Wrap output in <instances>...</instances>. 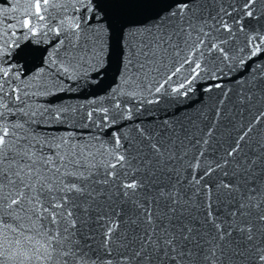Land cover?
<instances>
[{
  "label": "snow or ice",
  "instance_id": "snow-or-ice-1",
  "mask_svg": "<svg viewBox=\"0 0 264 264\" xmlns=\"http://www.w3.org/2000/svg\"><path fill=\"white\" fill-rule=\"evenodd\" d=\"M12 10L21 35L12 24L0 34V264H264V66L190 128L140 119L199 81L205 94L223 89L225 68L264 55V0H16ZM49 34L50 51L39 46ZM109 74L115 103L96 111L117 128L110 139L35 132L66 110L30 101L62 77ZM121 96L137 105L122 108Z\"/></svg>",
  "mask_w": 264,
  "mask_h": 264
},
{
  "label": "water",
  "instance_id": "water-1",
  "mask_svg": "<svg viewBox=\"0 0 264 264\" xmlns=\"http://www.w3.org/2000/svg\"><path fill=\"white\" fill-rule=\"evenodd\" d=\"M16 0H0V7L8 9L6 13H0V34L8 31V25L12 24L13 31H16L17 37L21 35L19 29V21L21 12L12 10V4ZM259 3V0H258ZM227 6V5H225ZM23 5H21V8ZM213 5L208 4L211 9ZM57 9H51V14L55 15ZM35 23V19L33 20ZM55 37L51 34L46 39L42 38V43L39 45L42 48L49 47L48 41L54 40ZM25 41H21L24 43ZM264 66V55L259 58H253L248 61L245 66L234 67L232 71L224 69L226 75L219 81L224 87L223 89H213L211 94H205L203 88L208 86L207 81H199L196 84L195 94L185 98H165L159 104L145 105V110L140 115L141 120H169L175 121L177 124H183L186 127H192L202 119L200 113L206 105H209L220 96L221 91L232 89L233 92L240 88V81L249 78L250 73L258 71L259 67ZM95 77L89 75L78 80L61 78V87L54 89L53 94L47 96H38L34 98L35 105H43L46 108L54 109L57 107L66 110L65 115L60 121L55 120L50 114H46L45 118L39 123L33 125L34 130L42 137L48 138H64L71 143L84 144L95 143L93 138L110 139L111 133L116 131L115 127H104L101 124V113L96 109L101 107L111 108L115 103L114 97L110 94L111 89L119 82L118 75L109 74L105 79L98 83L91 81ZM138 99V98H137ZM137 99H132L128 96L119 97V102L123 108L126 104L132 107L137 105ZM92 112V119L89 120L87 113ZM135 118L132 121H119V126L125 130L132 127L133 123H139ZM97 125H101L98 127Z\"/></svg>",
  "mask_w": 264,
  "mask_h": 264
}]
</instances>
